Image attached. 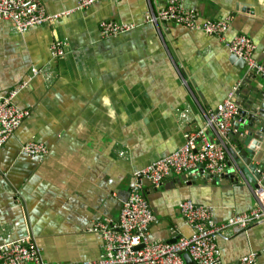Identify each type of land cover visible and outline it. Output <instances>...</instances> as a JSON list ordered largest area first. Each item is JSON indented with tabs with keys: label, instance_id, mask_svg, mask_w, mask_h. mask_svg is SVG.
Here are the masks:
<instances>
[{
	"label": "crops",
	"instance_id": "crops-1",
	"mask_svg": "<svg viewBox=\"0 0 264 264\" xmlns=\"http://www.w3.org/2000/svg\"><path fill=\"white\" fill-rule=\"evenodd\" d=\"M167 1L96 0L79 10L77 0H46V12L56 20L24 34L0 21V96L26 83L14 102L30 113L0 150V243L31 237L49 263L97 262L104 255L103 240L89 228L118 221L133 173L203 128L206 110L216 109L235 89L236 104L256 116L254 132L264 123L257 118L264 116V78L246 65L239 68L220 40L169 22H144L147 11L157 12ZM179 1L199 23L228 20L226 37H249L264 66V0ZM102 21L136 28L103 39ZM56 42L63 49L60 60L52 57ZM184 110H189L186 121L179 116ZM237 129L226 142L232 169L231 150L251 133L248 127ZM256 132L251 163L261 168L263 127ZM205 134L217 141L212 129ZM29 142L44 145L46 156L20 153ZM250 177L237 174V181L214 183L198 174L172 173L158 186L143 181L141 193L154 217L147 239L169 243L192 236L179 211L185 200L210 209L216 224L248 212L258 179L255 173ZM215 245L219 264H239L249 254L264 264V222L229 229Z\"/></svg>",
	"mask_w": 264,
	"mask_h": 264
},
{
	"label": "built area",
	"instance_id": "built-area-1",
	"mask_svg": "<svg viewBox=\"0 0 264 264\" xmlns=\"http://www.w3.org/2000/svg\"><path fill=\"white\" fill-rule=\"evenodd\" d=\"M45 1L0 0V21L8 22L11 29L19 34L55 21L57 16L46 12ZM95 2L96 0H77V9L88 10ZM144 22H171L215 37L233 56L244 61L250 71L264 78V66L254 55V42L241 34L232 39L226 37L228 20H205L199 23L196 14L185 8L179 0H168L157 12L147 11ZM135 28L132 24L102 21L99 24V34L103 39H108L127 34ZM59 45L56 42L51 47L52 57L57 60L63 57V49ZM37 74L38 71H34V75ZM182 82L186 83L183 78ZM25 87L27 84L23 83L0 96V150L30 115L28 110L20 109L14 102L17 94ZM235 92V89L228 92L216 109L204 112V127L186 134L182 146L133 174L134 185L121 208L118 221H98L89 228V232H97L102 236L104 255L97 262L85 264H186L182 253H186L194 264H219V251L215 245L219 236L229 229H246L255 223L264 222V167L256 166L258 179L251 188L254 205L248 212L216 224L210 209L185 200L179 211L192 226V236L179 237L172 243L150 242L146 236L154 217L141 193L143 181L158 186L166 176L174 173L198 174L203 179L214 182L218 178L224 180L229 177L228 173L233 170L238 171L236 165L233 164L232 169L231 162H228V143L226 144L233 127L246 124V113L236 104ZM188 112L189 110L182 111L180 118L188 120ZM207 128L216 133L217 141L212 142L207 138ZM20 153L36 158L46 156L47 151L41 143L29 142L21 146ZM0 264L54 263L45 261L31 237H26L0 243ZM239 264H258L257 256L246 255L239 260Z\"/></svg>",
	"mask_w": 264,
	"mask_h": 264
},
{
	"label": "water",
	"instance_id": "water-1",
	"mask_svg": "<svg viewBox=\"0 0 264 264\" xmlns=\"http://www.w3.org/2000/svg\"><path fill=\"white\" fill-rule=\"evenodd\" d=\"M232 60L234 62H236V64L238 65L239 68H241L242 66H245V62L238 59L237 57L232 55ZM259 99H261V95H259ZM264 111V110H263ZM253 114H255L254 111H252ZM246 116V124L245 125H235L236 130H238L237 128H244L246 129L248 127L249 132L248 135H246L243 138V142L241 143L240 146H238L237 149L235 150H231V155L232 158L236 161H234L236 163V167L238 169V171L233 170L232 172H230V178L229 177H225V179H230L229 181H237V174L238 175H242L244 178H247L248 180H250V176L255 173L256 170V166H254L251 162H252V156H253V152L255 150V146L258 145V140L256 139L257 137H259L263 131L260 132H256L258 130V126L259 127H263L264 129V123L260 124V125H256L254 127V129H256V131L254 132V130L252 129L253 127V122L255 120L256 116H253L252 114L247 115V113L245 114ZM257 118L259 120H264V116L259 115L257 116ZM235 136L234 132L231 131V133L229 134V138L233 140V137ZM252 139L250 145L247 146V144L245 143L247 139ZM238 152H240L238 154ZM246 166V167H245ZM256 174V173H255ZM257 176V174H256ZM258 177V176H257ZM214 183H216L214 181ZM149 184V182H148ZM150 185V184H149ZM175 242L174 240H171L170 243ZM183 260L185 261L186 264H194L191 259L189 258V256L186 253H182L181 254Z\"/></svg>",
	"mask_w": 264,
	"mask_h": 264
},
{
	"label": "rangeland",
	"instance_id": "rangeland-1",
	"mask_svg": "<svg viewBox=\"0 0 264 264\" xmlns=\"http://www.w3.org/2000/svg\"><path fill=\"white\" fill-rule=\"evenodd\" d=\"M169 23H171V22H169ZM173 24H175V23H173ZM177 25H178V24H177ZM180 26H181V25H180ZM182 27H183V26H182ZM184 28H185V27H184ZM186 29H187V28H186ZM188 30H189V29H188ZM191 31H197V30H191ZM17 95H18V94H17ZM166 157H167V156H166ZM157 161H158V160H157ZM154 162H156V161H154ZM154 162H153V163H154ZM137 171H139V170H137ZM137 171H135V172H137ZM135 172H134V173H135ZM134 173H133V174H134ZM150 185H151V183H150ZM119 216H120V214H119ZM102 222H105V221H102Z\"/></svg>",
	"mask_w": 264,
	"mask_h": 264
},
{
	"label": "trees",
	"instance_id": "trees-1",
	"mask_svg": "<svg viewBox=\"0 0 264 264\" xmlns=\"http://www.w3.org/2000/svg\"><path fill=\"white\" fill-rule=\"evenodd\" d=\"M184 142H185V140H184ZM183 144H184V143H183ZM183 144H182V145H183Z\"/></svg>",
	"mask_w": 264,
	"mask_h": 264
}]
</instances>
